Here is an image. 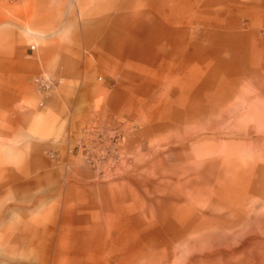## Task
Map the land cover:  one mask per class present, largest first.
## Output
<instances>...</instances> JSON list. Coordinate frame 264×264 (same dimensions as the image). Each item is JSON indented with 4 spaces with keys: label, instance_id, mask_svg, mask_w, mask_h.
<instances>
[{
    "label": "rangeland",
    "instance_id": "rangeland-1",
    "mask_svg": "<svg viewBox=\"0 0 264 264\" xmlns=\"http://www.w3.org/2000/svg\"><path fill=\"white\" fill-rule=\"evenodd\" d=\"M0 264H264V0H0Z\"/></svg>",
    "mask_w": 264,
    "mask_h": 264
},
{
    "label": "built area",
    "instance_id": "built-area-1",
    "mask_svg": "<svg viewBox=\"0 0 264 264\" xmlns=\"http://www.w3.org/2000/svg\"><path fill=\"white\" fill-rule=\"evenodd\" d=\"M33 82L35 85H37L38 89L41 92L49 91L55 85L54 80H51L50 78L44 76H38L34 78Z\"/></svg>",
    "mask_w": 264,
    "mask_h": 264
},
{
    "label": "bare ground",
    "instance_id": "bare-ground-1",
    "mask_svg": "<svg viewBox=\"0 0 264 264\" xmlns=\"http://www.w3.org/2000/svg\"><path fill=\"white\" fill-rule=\"evenodd\" d=\"M257 1V0H256Z\"/></svg>",
    "mask_w": 264,
    "mask_h": 264
}]
</instances>
